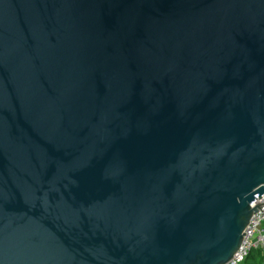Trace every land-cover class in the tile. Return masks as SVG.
<instances>
[{"label": "water", "instance_id": "obj_1", "mask_svg": "<svg viewBox=\"0 0 264 264\" xmlns=\"http://www.w3.org/2000/svg\"><path fill=\"white\" fill-rule=\"evenodd\" d=\"M256 194L264 0H0V264H227Z\"/></svg>", "mask_w": 264, "mask_h": 264}, {"label": "built area", "instance_id": "obj_2", "mask_svg": "<svg viewBox=\"0 0 264 264\" xmlns=\"http://www.w3.org/2000/svg\"><path fill=\"white\" fill-rule=\"evenodd\" d=\"M256 196L257 199L253 205H257L260 202L264 203V194L261 198L258 194H256ZM258 210L257 213L253 214L245 230L246 235L240 249L234 258L227 264H240L245 260L253 248H262L264 250V205L262 209L259 208Z\"/></svg>", "mask_w": 264, "mask_h": 264}, {"label": "trees", "instance_id": "obj_3", "mask_svg": "<svg viewBox=\"0 0 264 264\" xmlns=\"http://www.w3.org/2000/svg\"><path fill=\"white\" fill-rule=\"evenodd\" d=\"M240 264H264V250L262 248H253Z\"/></svg>", "mask_w": 264, "mask_h": 264}]
</instances>
